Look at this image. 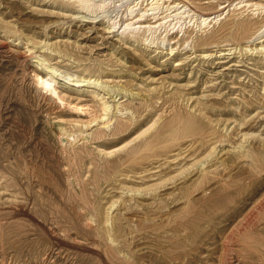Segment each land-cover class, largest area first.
Returning a JSON list of instances; mask_svg holds the SVG:
<instances>
[{
    "label": "rangeland",
    "instance_id": "1",
    "mask_svg": "<svg viewBox=\"0 0 264 264\" xmlns=\"http://www.w3.org/2000/svg\"><path fill=\"white\" fill-rule=\"evenodd\" d=\"M0 1V12L13 24V36L22 40L15 43L11 34L8 37L0 29V264H105L92 260L82 250L70 248L72 240L61 241V232L43 228L40 221L41 217L50 218L52 212L63 222L68 215L59 214L62 208L70 211L67 201L59 197L61 192L67 195L66 172L73 168L71 150L63 149L67 143L61 128L76 135L75 151L80 162L89 158L98 145L121 147L131 143L160 113L167 115V133L179 128L185 112L199 118L200 126L194 125L188 136L171 142L165 151L168 153H158L149 158L151 161L141 160L135 166L123 165L112 182L106 172L96 170L86 193L98 197L106 207L126 196V189L139 191L141 200L151 197L147 192L162 195L168 207L148 214L158 225L129 227L125 230L126 243L125 239L118 243L122 252L135 256L132 264H264L263 54H230L224 46L225 38L214 40L207 48L199 46V38L217 31L220 22L198 32L194 22L185 20L191 36L175 33L172 44L168 36L163 45L149 47L139 45L134 38L127 40L117 30L103 25V21L111 19L118 23L117 28L123 26L126 9L135 0H107L113 4L94 21L81 18L75 8L68 9L67 13H74L76 19L65 26L61 23L63 17L40 13V7L50 6L52 0ZM215 8L205 11L213 12ZM45 26H49L48 36ZM91 26L102 30L90 33ZM158 34L165 36L164 29ZM46 39L64 49V55L53 56L52 64L76 74L89 75L91 71L92 77L110 85L154 95V112L132 122L122 119L118 134L104 137V128L99 124L102 108L91 89L76 87L73 81H60L46 93L36 83L35 73H44L33 64L30 49L34 51L33 47ZM192 40L197 43L196 50L190 49ZM203 50L210 55L203 57ZM85 65H100L103 72L88 71ZM54 87L63 101L57 99ZM173 95L178 96L180 109L168 107L167 112H162L160 106ZM179 129L183 133V128ZM216 155L223 164L219 177L224 178L222 186L216 180L200 178L202 165L213 163L211 158ZM258 157L260 166L254 171L249 165ZM23 161L35 163L47 178L41 193L50 203L39 202L33 214L20 213L17 207L24 201L16 195V169ZM206 188L210 192L204 195ZM75 193L80 196L82 190L78 188ZM186 198L191 201L189 211L185 208ZM86 241L85 234L79 232L77 242Z\"/></svg>",
    "mask_w": 264,
    "mask_h": 264
},
{
    "label": "bare ground",
    "instance_id": "2",
    "mask_svg": "<svg viewBox=\"0 0 264 264\" xmlns=\"http://www.w3.org/2000/svg\"><path fill=\"white\" fill-rule=\"evenodd\" d=\"M93 1L94 0H52V3L50 2V6L45 5L38 9L40 10V13L48 12L52 16L58 15L60 18L63 17L61 23L65 26L67 24H71V22L73 23L76 19V17H74V13H67V11H69L68 9L75 8V13H78L79 16L81 15V18L86 20L93 19L92 21H94L100 18V14L113 4V2H108L107 0H100L98 4L93 3ZM203 1L204 0H135L126 9L127 18H124L126 20L123 22V26L117 28L118 23H116L115 20L112 21L111 19L103 21V25H108L107 27L111 30H117V34L121 35V37L124 36L127 40L134 38L133 41L137 42L139 45L149 47L152 44L155 45V43L162 44L168 36H170L168 39L169 44H172L170 41H173L175 33H183L182 37L185 35L191 36L192 32L189 30L190 26H187L185 20L188 21L189 19L188 23L194 22L193 28L196 26L195 30L197 29L198 32H204L205 29L212 25V23L215 25L217 22H220L219 29L217 31H213L211 35L206 38H199V46H206L205 48H207L209 46L207 44L216 42L214 40L225 38L226 44H224V46L230 54H234L236 52L239 54L242 52L246 54L248 52L252 54L260 53L264 55V0H237V2L236 0H209L207 3H202ZM2 3L3 2L0 1V7L3 5ZM46 7L48 10H45ZM209 7L215 8V11H205L206 8ZM163 8L166 10L162 11ZM136 11L138 12L136 13ZM5 18L4 13H1L0 29H3L4 34L8 37L10 36L8 34H11L10 38H12L13 42L16 43L19 41V43H22L21 38L13 36L14 30L12 22L6 21ZM48 28L49 26L44 27L47 36ZM176 28L177 30L174 31ZM162 29H164L165 33V36H163L164 38H161V34H158V32ZM99 30H102L100 26H91L88 28V32L90 33L94 31L98 32ZM162 35L164 34L162 33ZM237 38H244L245 40L243 42H232ZM27 40L31 42L30 39ZM194 40H192L191 45L189 44L191 46V50H196L197 43H195ZM184 41L189 43V40L187 39ZM193 43L195 44L193 45ZM33 49L34 51L30 49L31 60H33V64L38 66L44 73V75L35 73L36 83L41 90L49 93L55 83L63 81L67 84V82L71 83L73 81L76 87H85L87 89H91V92H94L93 96L98 99L102 108V116L99 124L104 128V137L115 136V134H118L120 130L119 124L122 125L120 120L126 119L129 122L136 121L140 117L154 112L157 106V102L154 101V95H150L148 93L144 94L145 92L137 93L124 86L110 85L108 82L100 80V78L97 79L92 77V75H90L92 74L91 71L89 75L76 74L73 73L72 70H68L65 67L59 68L58 66L52 64L53 56L55 54L59 55L62 53L64 55V49H62L58 44L50 43V40H44L41 44H39V46H34ZM1 50L2 48L0 47V52H2ZM170 50L173 52L174 48L170 47ZM209 55L210 54L207 50L202 51L203 57H207ZM129 62L132 63V61ZM83 67H85L88 71L93 69L94 72H103L100 65H85ZM53 90H55L54 93L57 94V99L63 101V98L57 88ZM118 96H120V98H118ZM157 98L161 99L162 96L158 95ZM168 107H172V109L175 110L180 109L178 96L173 95L168 97L165 104L160 106V110L165 112ZM189 108L191 107L189 106ZM166 119L167 115L165 116V114L160 113L157 116V120H155L153 124L149 127H145V129L142 128V132H140L136 138L131 140L132 145L130 142H127L121 147L101 144L94 147L92 155L89 158L81 159L80 162H78L75 151L77 147L75 144L77 139L76 135L65 128H61L63 131V137H65L64 139L66 141L65 142L62 139L63 141L61 142L67 143V147L63 146V149L71 150L70 157L73 168H71L70 172H66L68 175L66 178V184L68 186L67 195H65V192H61L59 194L61 200L67 201L70 206V211L67 213L64 207L59 214L68 215L70 220L67 217V220L62 222L54 215V213L50 212V218L41 217L40 219V221H42L43 228H49V230L55 229V231L57 230L61 232L64 237L61 241H64L65 238L72 240V243H70L72 246L70 248L82 250L83 253L86 252L88 257L92 258V260L105 261V264L107 261V264L113 261H118L124 264H132L135 256L125 251L122 252L118 243L120 239H125L124 243H126L127 240L125 238V230L129 227L144 228L146 225H158V223H155V219H152V217L151 219L149 218L148 214L150 211H153L152 213H156L158 210L163 211V209L168 207V205L164 203L162 195L159 193L151 194L147 192V194L151 197L147 196L148 200H143V198L141 200V193L139 191L132 193L131 190L129 191L126 189L127 195L122 196L119 202L117 201L119 205L114 209L117 202L113 201L110 206L106 207L102 204V202L98 201V197L95 195L90 197L86 193L85 188L92 184V180L95 178L93 176L94 171L97 170L99 172H106L109 180L112 182L116 179L118 174L117 172L123 165H128L129 163L130 166H135V164L141 160L145 161V159L148 160L153 155L157 156L159 155L158 153H165V151L171 147V142L188 136V134L193 131L192 127H194V125L200 126L199 123L201 122L195 115L185 112L183 119L180 122L182 127L179 126V128H183V133H181L178 127L171 128L167 133ZM157 125L160 126L157 127ZM155 126L157 128L154 129L153 132L149 133V131L155 128ZM166 153H168V151ZM260 160L261 158L258 157L254 163L249 165V167L256 171V169L260 166L258 164ZM211 162L213 163H210V165L207 163L206 165H202V163H200V165H202L199 170L200 178L214 181L216 180L215 183H219L221 186L224 185L225 182L223 176L222 178H219L221 176L220 170L222 169V162L219 161L218 156L213 159L211 158ZM46 181V176L35 163L31 161H23L22 165H18L16 169V195L22 196L24 199V201L17 206L20 209V213L29 211L30 214H33L35 212L33 208L39 202L43 204L50 203V199H46L41 193V191L45 189L44 185ZM37 187L39 189H37ZM78 188L82 190V194L80 196H77V193H75ZM156 190L157 189H155V191ZM38 192L40 193L38 194ZM208 192H210V188L204 189L203 194L207 195ZM186 199L185 208L188 210L191 201L188 198ZM169 210H171L170 207ZM79 232L85 234L87 239L85 243L77 242ZM55 237L59 238L58 236ZM52 238H54V236ZM92 238H96V241ZM46 255L50 258V253H46Z\"/></svg>",
    "mask_w": 264,
    "mask_h": 264
}]
</instances>
